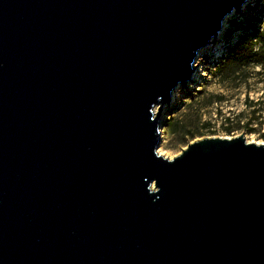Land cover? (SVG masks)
Listing matches in <instances>:
<instances>
[{
    "label": "water",
    "instance_id": "obj_1",
    "mask_svg": "<svg viewBox=\"0 0 264 264\" xmlns=\"http://www.w3.org/2000/svg\"><path fill=\"white\" fill-rule=\"evenodd\" d=\"M248 1L0 0V264H264V144L153 111Z\"/></svg>",
    "mask_w": 264,
    "mask_h": 264
},
{
    "label": "rangeland",
    "instance_id": "obj_2",
    "mask_svg": "<svg viewBox=\"0 0 264 264\" xmlns=\"http://www.w3.org/2000/svg\"><path fill=\"white\" fill-rule=\"evenodd\" d=\"M263 33L264 0H249L240 15L224 21L217 42L198 56L191 82L160 110L159 155L172 159L202 138L244 135L248 143L264 144V63L255 65L248 57L239 72L222 68L242 42L256 52Z\"/></svg>",
    "mask_w": 264,
    "mask_h": 264
},
{
    "label": "trees",
    "instance_id": "obj_3",
    "mask_svg": "<svg viewBox=\"0 0 264 264\" xmlns=\"http://www.w3.org/2000/svg\"><path fill=\"white\" fill-rule=\"evenodd\" d=\"M259 47L256 52L252 53L251 49L244 46L245 43L236 45L231 52V55L226 59L223 64L226 73L239 72L241 67L245 65L248 57H254L253 64L259 65L264 63V33L258 36Z\"/></svg>",
    "mask_w": 264,
    "mask_h": 264
},
{
    "label": "bare ground",
    "instance_id": "obj_4",
    "mask_svg": "<svg viewBox=\"0 0 264 264\" xmlns=\"http://www.w3.org/2000/svg\"><path fill=\"white\" fill-rule=\"evenodd\" d=\"M192 79L195 80V76H193ZM173 92H174V91H173ZM173 92H172V96H173V94H174ZM159 109H161L160 105L155 106V107H154V110H153L154 113H157V112L159 111Z\"/></svg>",
    "mask_w": 264,
    "mask_h": 264
}]
</instances>
